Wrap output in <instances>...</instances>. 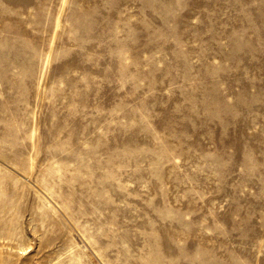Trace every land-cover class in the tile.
<instances>
[{
  "label": "rangeland",
  "instance_id": "obj_1",
  "mask_svg": "<svg viewBox=\"0 0 264 264\" xmlns=\"http://www.w3.org/2000/svg\"><path fill=\"white\" fill-rule=\"evenodd\" d=\"M0 264H264V0H0Z\"/></svg>",
  "mask_w": 264,
  "mask_h": 264
},
{
  "label": "bare ground",
  "instance_id": "obj_2",
  "mask_svg": "<svg viewBox=\"0 0 264 264\" xmlns=\"http://www.w3.org/2000/svg\"><path fill=\"white\" fill-rule=\"evenodd\" d=\"M48 204H50V203H48ZM83 245V244H82ZM83 248H85L84 246H82Z\"/></svg>",
  "mask_w": 264,
  "mask_h": 264
}]
</instances>
